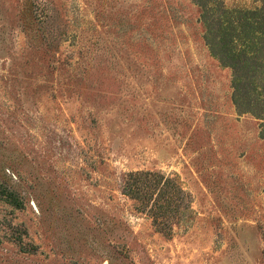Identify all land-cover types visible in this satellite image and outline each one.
Segmentation results:
<instances>
[{
	"label": "rangeland",
	"instance_id": "374dc122",
	"mask_svg": "<svg viewBox=\"0 0 264 264\" xmlns=\"http://www.w3.org/2000/svg\"><path fill=\"white\" fill-rule=\"evenodd\" d=\"M199 16L0 0V183L17 201L0 192V264H264V124L236 112ZM137 171L183 190L172 231L124 194Z\"/></svg>",
	"mask_w": 264,
	"mask_h": 264
},
{
	"label": "trees",
	"instance_id": "16d2710c",
	"mask_svg": "<svg viewBox=\"0 0 264 264\" xmlns=\"http://www.w3.org/2000/svg\"><path fill=\"white\" fill-rule=\"evenodd\" d=\"M191 1L200 9L203 42L210 56L231 70V101L236 112L253 115L264 124V4L229 9L223 0ZM260 137L264 139V133ZM123 191L148 208L154 226L172 231L170 220L179 215L185 197L173 179L150 171L131 172L124 179ZM0 192L16 204L14 193L4 183H0Z\"/></svg>",
	"mask_w": 264,
	"mask_h": 264
}]
</instances>
